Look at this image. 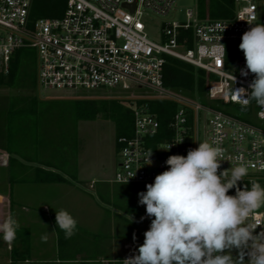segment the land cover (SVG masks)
Here are the masks:
<instances>
[{
    "label": "built area",
    "instance_id": "2783aa9c",
    "mask_svg": "<svg viewBox=\"0 0 264 264\" xmlns=\"http://www.w3.org/2000/svg\"><path fill=\"white\" fill-rule=\"evenodd\" d=\"M178 1L67 0L61 17L32 20V0H0V78L10 73L17 52L28 48L35 53L40 97H45L44 91L57 95L46 99H67L99 89L129 91L125 99L132 110V131L116 139L119 161L114 182L125 184L131 175L126 184L153 183L156 175L167 170V158L186 156L189 149L198 147L197 138L221 142L225 161L220 171L245 163L249 174L243 181L262 177L264 126L219 108L251 103L242 105L231 95L232 89L241 87L250 91L253 74L241 75L245 58L228 61L227 56L228 46L240 43L253 26L246 21H258L257 0H235L230 18H200L196 6H187L186 19H166L161 40H152L143 18L149 14L167 17L176 11ZM219 42L226 48V57L215 52ZM167 56L205 71L209 103H203L197 92L191 96L165 86ZM151 101L174 104L165 127ZM255 116L264 123V108L258 107ZM150 151L152 163L148 164ZM251 222L258 225L255 231H264V212L256 211Z\"/></svg>",
    "mask_w": 264,
    "mask_h": 264
},
{
    "label": "clouds",
    "instance_id": "9594fccd",
    "mask_svg": "<svg viewBox=\"0 0 264 264\" xmlns=\"http://www.w3.org/2000/svg\"><path fill=\"white\" fill-rule=\"evenodd\" d=\"M246 22L253 26L243 33L239 44L246 65L241 75L251 73L254 79L250 91L241 87L232 89L231 95L242 105L255 101L264 108V24ZM215 52L226 57V48L220 42ZM233 79L235 82V76ZM194 140L198 147L189 149L186 156H169L167 170L138 194V203L145 206L151 223L137 254L122 264H245V256L247 264H264V231L256 234L258 225L251 222L253 214L264 208V185L251 179L241 190L239 182L248 176V166L238 163L220 171L225 161L221 142ZM151 154L148 164L152 163ZM234 188L235 195H229ZM55 221L65 239L75 235L77 220L67 210L56 211ZM19 227V222L8 215L0 221V238L11 244ZM42 240L46 242L47 235ZM233 250L238 256L232 255Z\"/></svg>",
    "mask_w": 264,
    "mask_h": 264
},
{
    "label": "trees",
    "instance_id": "16d2710c",
    "mask_svg": "<svg viewBox=\"0 0 264 264\" xmlns=\"http://www.w3.org/2000/svg\"><path fill=\"white\" fill-rule=\"evenodd\" d=\"M258 1L263 2V12L260 13L256 24H264V0ZM196 4L197 14L200 18H230L235 11V0H196ZM66 5L67 0H32L30 17L32 20L42 17H61L65 12ZM187 33L190 34V31ZM239 44L233 43L228 46V61L244 59ZM164 82L166 87L186 95L194 96L197 92L203 103H209L206 99L208 77L205 71L196 69L189 63L167 56L164 66ZM0 86L16 89L15 94L0 97V150L9 153L12 183H15L14 167L20 162V159L56 167L61 171L68 172L70 177L76 178L74 172L79 153L76 127L55 121L51 113L54 111L53 103L57 101L71 102L70 108L75 118L95 119L101 115L112 120L115 123L117 138L129 135L132 131V110L125 100L91 97L41 98L37 93L35 53L31 49L23 48L17 52L11 61L10 73L0 78ZM43 103H46V106L41 105ZM151 104L158 113V119L162 126L165 127L170 121L172 111H174V104L167 101H151ZM258 107L255 101L246 107L236 104H221L219 106L226 112L256 124L257 120L254 121L252 117ZM39 170L44 172L42 180L45 182L67 181L61 174L38 168ZM247 183L248 181L239 182L240 189L243 190ZM124 185L143 186L146 191L145 184ZM96 190L103 202L119 208H126L113 198L116 190L110 183L99 182ZM235 191L234 188L228 194L233 195ZM137 214L138 216L145 215V208L139 210ZM120 218L125 220L123 216Z\"/></svg>",
    "mask_w": 264,
    "mask_h": 264
},
{
    "label": "rangeland",
    "instance_id": "374dc122",
    "mask_svg": "<svg viewBox=\"0 0 264 264\" xmlns=\"http://www.w3.org/2000/svg\"><path fill=\"white\" fill-rule=\"evenodd\" d=\"M257 3L259 6L258 11L261 10L262 13L263 2L257 0ZM174 10L176 11H172L167 17L149 14L143 18L146 32L152 40L156 42L161 40L162 25L166 19H186L187 8L185 6L176 5L174 6ZM15 93L16 89L0 86V97ZM128 94L129 91L122 89H99L87 92L83 91L71 95L69 98H115L125 100L128 104L129 101L125 99V95ZM42 95L45 96H41L44 99H46V97L57 96L56 93L51 91H44ZM41 105L46 106V103ZM71 106V102L57 101L53 103L54 111L51 114H53L55 121L61 124H68L72 127L74 125L76 127L79 150L78 160L84 164L85 168L90 169L89 171L95 176L97 182L93 184L94 187L92 188H89L88 183L83 184L85 188L89 189V192L82 189L79 190L77 186L69 188V186L64 184L37 186L34 188L37 199L29 201L19 195L18 188L20 185L17 183L14 185L13 217L19 222L20 227L24 226L29 230L31 236L35 234L40 237L39 244L45 248L46 252L43 256L38 257V259H35L32 255V258L35 259L32 264H102L100 263V256H109L104 246L105 243L108 244L109 241L118 240L116 239L118 238V233L111 226L112 222L118 217L117 213L126 217L129 215L127 214L129 209L142 210L145 208V206L138 203V194L145 191L143 186H138V188L137 185H124L113 181L119 161L116 150L117 134L115 123L101 115L95 119L75 118V115H73L71 111ZM254 115L252 119L254 118V121H256L257 118L256 116L254 117ZM257 124L264 126V123L259 121H257ZM256 180L264 185V177ZM99 182L110 183L116 190L113 198L126 208H119L107 202H103L96 190ZM248 187H250V185H248ZM15 200L17 201L15 202ZM22 203L28 205L27 208L29 212L23 209ZM44 203L50 205L51 211H49V213L43 209ZM60 209L67 210L77 220V231L70 239H65L64 233L56 225L55 215L56 211ZM259 210L264 212V208ZM22 218L25 220H22ZM30 219L32 223L26 221ZM22 221L23 223H21ZM148 226L150 227V223ZM260 232L261 230L255 231L256 234ZM44 235H47L46 242L42 240V236ZM53 244L54 248H52ZM68 244L74 245L73 249L69 250ZM57 246L60 257L65 256L68 258L70 255H66L71 254V256H75L76 259L72 260L73 262L63 261L60 263L53 261L55 260L53 259V257L55 258V251L53 250H55ZM232 255L236 257L238 256V252L233 250ZM91 258H97L98 261L90 263L89 260ZM39 259L43 261L39 262ZM36 260H38V262H36ZM247 260L248 257L245 256V264H247Z\"/></svg>",
    "mask_w": 264,
    "mask_h": 264
},
{
    "label": "crops",
    "instance_id": "0c3cea01",
    "mask_svg": "<svg viewBox=\"0 0 264 264\" xmlns=\"http://www.w3.org/2000/svg\"><path fill=\"white\" fill-rule=\"evenodd\" d=\"M260 13L261 12L259 11V17ZM38 168L61 174L67 181L45 182L42 180L44 172L40 170L38 171ZM89 170V168H85L84 164L78 160L74 172L76 173V178H72L69 176L68 172L61 171L56 167H50L39 162L20 159V162L14 167L13 174L15 183H12L9 153L0 150V221H3L10 214L13 216V192L16 183L20 185L18 188L19 195L27 201L37 199L34 188L46 184H64L69 186V188L77 186L79 190L82 189L89 192V189L85 188L83 184L88 183L89 188H92L94 187L93 184L97 182L95 176H93ZM16 201L17 200H15V202ZM27 206L28 205L22 203L23 209L26 212H29ZM43 209L48 213L51 211V207L47 203L43 204ZM127 212L126 213L129 215L126 217L123 216L126 221L120 218V213H117V219L112 222L111 226L118 233V238H116L118 240L109 241L108 244L105 243L104 246L107 249L109 256H100V263L122 264L121 261L137 254L139 245L143 244L144 232L149 229L148 224L151 223V219L146 217V214L138 216L137 213L139 212V209H132ZM260 212H262V210ZM131 217H133V219H131ZM141 217L145 218L141 221ZM22 220L25 219L22 218ZM26 221L32 223L31 219ZM21 223H23V221ZM134 234L136 236L135 240H133ZM39 240L40 237L38 235L34 234V236H31L29 230L24 226L18 228L17 237L11 244L3 242L2 238H0V264H32L35 259H38V257H41L46 253L45 248L39 244ZM68 245L69 250L73 249L74 245ZM52 248H54V244L52 245ZM53 251H55V255L53 254L55 256V258L53 257V259H55L53 261L55 262H73L72 260L76 259L75 256L72 257L71 254L66 255H70L68 258L65 256L60 257L58 246L55 247V250ZM32 255L35 259L32 258ZM41 261L43 260L39 259V262ZM89 261L90 263H93L98 260L97 258H91ZM36 262H38V260H36Z\"/></svg>",
    "mask_w": 264,
    "mask_h": 264
},
{
    "label": "water",
    "instance_id": "95a60500",
    "mask_svg": "<svg viewBox=\"0 0 264 264\" xmlns=\"http://www.w3.org/2000/svg\"><path fill=\"white\" fill-rule=\"evenodd\" d=\"M177 6L195 7L196 2H195V0H179L177 2ZM133 7H134V5H133Z\"/></svg>",
    "mask_w": 264,
    "mask_h": 264
}]
</instances>
